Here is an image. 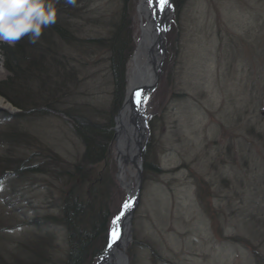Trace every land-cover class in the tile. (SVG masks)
Masks as SVG:
<instances>
[{
  "label": "rangeland",
  "instance_id": "1",
  "mask_svg": "<svg viewBox=\"0 0 264 264\" xmlns=\"http://www.w3.org/2000/svg\"><path fill=\"white\" fill-rule=\"evenodd\" d=\"M138 3H65L64 13L73 17L60 13L62 21L44 28L37 43L25 37L10 46L18 62L11 72L0 48V85L11 87L20 102L38 105L28 118L5 123L3 111H14L0 95V134L11 129L19 155L38 153L31 162L40 171L4 178L0 264H64L70 241L57 219L62 197L75 179L76 187L85 186L80 176L90 170L110 176V217L128 197L118 176L117 119L147 22ZM183 3L163 33L166 57L150 84L156 87L141 179L130 176L135 188L140 182V203L111 264L119 254L125 264H264V0ZM117 31L133 44L118 107L109 48ZM45 64L50 72L44 75ZM77 118L108 139L102 158L85 160ZM8 149L0 146L1 154ZM7 159L0 157V168ZM10 187L15 196L8 195ZM101 253L85 264H96Z\"/></svg>",
  "mask_w": 264,
  "mask_h": 264
},
{
  "label": "trees",
  "instance_id": "2",
  "mask_svg": "<svg viewBox=\"0 0 264 264\" xmlns=\"http://www.w3.org/2000/svg\"><path fill=\"white\" fill-rule=\"evenodd\" d=\"M64 3H60L55 5L56 13L65 14L64 4L66 0H63ZM185 0H174L175 7H181ZM127 2V0H126ZM125 11V8H123ZM61 14V15H62ZM62 21L59 16L56 19V22ZM54 23V24H55ZM123 23V22H122ZM53 24V25H54ZM127 35V34H126ZM110 48V68L113 74V79L116 82V99L121 101L123 89L125 85V65L131 55L133 50V44L130 42V36H122L118 31L112 36L109 41ZM1 52L3 54V65L4 67L11 72L14 71V68L18 65L16 61V52H12V48L7 44H0ZM8 89L10 91H8ZM0 95L3 96L7 101H9L13 106H16L20 109V112L15 115L14 123L16 122V118L18 119H26L30 116L31 109L38 107L37 104L26 105L25 102H20L23 100H19L13 97L12 89L7 84L0 85ZM40 109V108H38ZM5 115H9L7 112H3ZM68 116H70L68 114ZM86 121V120H85ZM79 118L76 119L75 127L79 135L83 140V144H85V154L84 158L88 161H93L104 156V143L106 137L103 135H110V133H106L103 131L104 139L101 140L97 136L101 134L100 130L95 128L89 122H85ZM14 123L9 124L15 125ZM2 132L0 134V138H4V141H0L1 148H7V144H9V149L5 150L3 154H0V157L8 158L6 161L7 164H1L0 168V176L6 173L7 170H11L13 173L19 171L25 172L27 174H33V172H38L37 168L34 167L32 161V157L35 156L36 152L33 151V154L29 155H19L16 149H13V145L16 140L13 139L14 133L11 132ZM99 131V132H98ZM9 140H7V138ZM102 143V144H101ZM22 144V141H20ZM20 144L18 146H20ZM6 146V147H5ZM17 153V155H16ZM22 153V152H21ZM19 155V156H18ZM111 160V157H109ZM5 161V162H6ZM45 165H43L44 167ZM39 167V166H38ZM42 167V166H41ZM40 172V171H39ZM17 173V174H19ZM80 172L77 174L79 175ZM94 170H90L89 172L81 175L82 184L86 183V187H76L77 184L76 179L72 181V187H69L67 193L62 197L61 204V215L59 218V224L66 228L67 240L70 241V250L67 253V256L64 260V264H85L86 260L92 257L95 252H102L108 241V226L109 222L112 218L109 215V204L107 203L109 200V196L107 190L111 187L110 176L105 177L104 175H97ZM109 217V220H108ZM102 249V250H101Z\"/></svg>",
  "mask_w": 264,
  "mask_h": 264
},
{
  "label": "bare ground",
  "instance_id": "3",
  "mask_svg": "<svg viewBox=\"0 0 264 264\" xmlns=\"http://www.w3.org/2000/svg\"><path fill=\"white\" fill-rule=\"evenodd\" d=\"M82 0H76L77 2H81ZM173 2V0H169ZM166 5L163 10L158 7L157 0H139V11L141 16L144 18L142 21H147L142 29V41L138 44L134 54L133 50L131 52L132 59L130 60L131 67H128V84H129V97L126 99V103L124 104V108L121 109V112L118 116V164L120 165V170L118 173L119 179L121 180L123 186L127 189L128 193H134L135 183L130 176L134 179H138V172L143 167V163L140 160V155H138L137 147L139 146L144 131L142 127L140 128V124H143V119L138 118L139 116H135V109L138 107H143V109L149 110L150 100L152 97V93L154 92V88L149 85L153 83V81L158 77L156 63L161 60V65L166 57L167 52V44L165 41L161 43L159 41L158 31L161 25V18L165 21L168 20L171 11L170 4ZM176 10V8H175ZM161 14L163 16H161ZM59 16V13H56V17ZM64 16H71L73 14L68 11ZM70 17V18H71ZM170 25V24H169ZM129 61V59H128ZM128 61L125 65V71L127 70ZM48 69V70H47ZM53 71V69L51 68ZM5 70L0 67V77L3 75ZM40 71L42 73L48 74L49 66L44 65V69L42 68ZM50 72V71H49ZM54 72V71H53ZM138 84H144L145 87L139 88ZM137 85V86H136ZM140 89V95L134 96L132 95V91L135 89ZM138 91V90H136ZM124 92V90H123ZM125 94V93H124ZM125 99V95L122 97ZM117 107L120 105V101L116 100ZM0 105H5L3 98L0 96ZM141 105V106H140ZM7 106V105H6ZM68 115V114H67ZM68 117V116H67ZM81 137V135H80ZM145 147V146H144ZM49 157H45V160H48ZM52 161L56 162V160L52 159ZM54 170V169H53ZM57 172V171H56ZM6 173H12L11 170H7ZM139 182H136V184ZM138 185H136L137 187ZM134 201V196L132 198V202ZM140 203V194L139 199H136L133 203L132 207L134 208V213ZM131 213V214H132ZM130 214V215H131ZM127 216L125 219H127ZM128 221V220H127ZM109 228V226H108ZM125 235H123L122 239L119 241L121 244L124 241ZM118 246H116L112 251L115 252ZM114 258V257H113ZM118 259L116 260L117 264H125L123 263L124 257L122 254H119ZM111 264V263H110Z\"/></svg>",
  "mask_w": 264,
  "mask_h": 264
},
{
  "label": "clouds",
  "instance_id": "4",
  "mask_svg": "<svg viewBox=\"0 0 264 264\" xmlns=\"http://www.w3.org/2000/svg\"><path fill=\"white\" fill-rule=\"evenodd\" d=\"M66 3L75 6L76 0ZM56 18L54 0H0V43L14 46L27 37L35 44Z\"/></svg>",
  "mask_w": 264,
  "mask_h": 264
},
{
  "label": "water",
  "instance_id": "5",
  "mask_svg": "<svg viewBox=\"0 0 264 264\" xmlns=\"http://www.w3.org/2000/svg\"><path fill=\"white\" fill-rule=\"evenodd\" d=\"M161 22L162 23L160 25L159 41L161 43H163V38H164V34H163L164 33V20L162 18H161ZM159 62H161V60H159L157 62V70H161V68H160V64L161 63H159ZM155 86H156V84L150 85V87H152V88H154ZM141 87H145L144 84H141V85L139 84V88H141ZM139 88L133 90L131 94L134 95V96H136L137 93H140V89ZM136 90H138V91H136ZM138 113H139V116H141L143 118V120H144L143 121V126H142V129L144 131V134H143L142 140H141V142L139 144V148H138V155H140V160L142 162L141 153H142V150H143V146L146 143L145 140L147 139V133H146V130H145V129H147V122H146L147 116H146V112H145V110L143 109L142 106L139 107ZM142 170H143V167H141V170H139V172H138L139 173V180L141 179ZM140 192H141V185H140V182H139V184L137 186V189H136L135 196H134V201L132 202V198H129L127 200L128 202H130L131 206L129 208H127V209H123V215L121 216V219H120V221L118 223V224L121 225V229H122L121 230V233H122V236L125 234L126 221L133 215L132 212H133L134 208L132 207V205H133V203L135 202L136 199H139V193ZM126 211H127V215H126ZM127 216H129V217L127 219H125ZM127 223H128V221H127ZM116 246H118V247L120 246L119 240H117L114 244H112L111 247L107 248V251L101 256V260H102L103 263H106V262L107 263H111V259L110 258L113 256V253H114L112 250Z\"/></svg>",
  "mask_w": 264,
  "mask_h": 264
},
{
  "label": "snow or ice",
  "instance_id": "6",
  "mask_svg": "<svg viewBox=\"0 0 264 264\" xmlns=\"http://www.w3.org/2000/svg\"><path fill=\"white\" fill-rule=\"evenodd\" d=\"M151 2V0H150ZM169 3V0H157V4H158V7L163 10L164 7L166 5H168ZM137 95H140L139 93H137ZM131 206L130 202L126 201L122 204V209H127ZM123 215V211H121V213L119 215H117L114 220H113V224H118L120 219H121V216ZM120 238V232H119V228H113L111 230V233H110V243H109V247L112 246V244H114L117 240H119Z\"/></svg>",
  "mask_w": 264,
  "mask_h": 264
}]
</instances>
